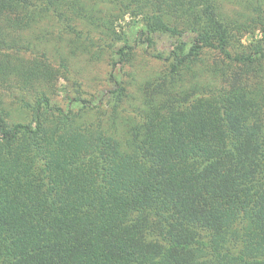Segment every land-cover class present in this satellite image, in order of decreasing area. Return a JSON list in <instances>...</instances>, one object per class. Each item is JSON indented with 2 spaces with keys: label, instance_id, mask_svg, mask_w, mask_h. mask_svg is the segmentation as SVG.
<instances>
[{
  "label": "trees",
  "instance_id": "1",
  "mask_svg": "<svg viewBox=\"0 0 264 264\" xmlns=\"http://www.w3.org/2000/svg\"><path fill=\"white\" fill-rule=\"evenodd\" d=\"M244 4L0 0V264H264V0ZM156 33L175 43L141 74ZM106 53L113 88L52 98Z\"/></svg>",
  "mask_w": 264,
  "mask_h": 264
},
{
  "label": "rangeland",
  "instance_id": "2",
  "mask_svg": "<svg viewBox=\"0 0 264 264\" xmlns=\"http://www.w3.org/2000/svg\"><path fill=\"white\" fill-rule=\"evenodd\" d=\"M218 2L222 10L229 16H239V14L243 11V5H245L244 0H218ZM138 27H140L139 22L132 23L128 18L124 21L118 20L116 21L115 33L112 32L109 34L112 38H110V41L106 40V42H111L113 39L112 43L115 45L116 49L124 44V40L127 36V39L129 38L128 42L133 44V36ZM239 37L240 35L237 34L236 41L232 44L235 51L242 48V46L239 45V39L241 40L242 45H246L252 40L259 38V32L250 30L243 33L240 38ZM154 40L155 45L153 48H147L143 43H138L137 49L133 50L135 58L137 57V61L140 63L137 68L138 70H141V74H144L146 71L151 70L152 67H157L159 65L158 63L152 61V59L145 54V51H167L173 46V43H175V39L166 35H159L157 33L154 34ZM114 55L115 54L112 53H106V57L103 61L91 64H87L84 57H73L70 61L71 66L69 71H63L60 69L64 73L61 74L57 81V89L52 94V98L57 100L64 108H66L67 105L71 103L72 98L77 94H79L81 98L90 99L93 97H90L87 92L94 93L95 90L98 91L113 88L112 81L108 73L111 68V60H117V57L112 59ZM141 66H143V68H141ZM128 71L129 69L126 66L121 69V71L118 70V79H126Z\"/></svg>",
  "mask_w": 264,
  "mask_h": 264
}]
</instances>
